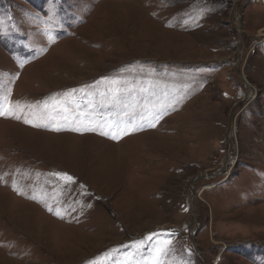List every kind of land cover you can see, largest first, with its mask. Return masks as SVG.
Here are the masks:
<instances>
[{
    "label": "rangeland",
    "instance_id": "1",
    "mask_svg": "<svg viewBox=\"0 0 264 264\" xmlns=\"http://www.w3.org/2000/svg\"><path fill=\"white\" fill-rule=\"evenodd\" d=\"M0 104V264H264V0H0Z\"/></svg>",
    "mask_w": 264,
    "mask_h": 264
},
{
    "label": "snow or ice",
    "instance_id": "2",
    "mask_svg": "<svg viewBox=\"0 0 264 264\" xmlns=\"http://www.w3.org/2000/svg\"><path fill=\"white\" fill-rule=\"evenodd\" d=\"M161 107H163V105L161 106ZM11 111V109H10V107H5V105H3V104H0V115H5V114H7V112H10ZM17 119H19V117H16ZM25 123H28L29 121L28 120H25L24 121ZM34 126H41V125H34ZM74 130H79V129H74ZM113 139H115L116 138V136L114 135L113 137H112ZM56 175H62L63 176V178L66 180V181H71V177H69V176H67L66 174H56ZM157 254L158 255H162V254H165V252H166V248L165 247H160V248H158L157 250Z\"/></svg>",
    "mask_w": 264,
    "mask_h": 264
},
{
    "label": "water",
    "instance_id": "3",
    "mask_svg": "<svg viewBox=\"0 0 264 264\" xmlns=\"http://www.w3.org/2000/svg\"><path fill=\"white\" fill-rule=\"evenodd\" d=\"M243 82H244V84L249 85V84L245 81V79H243ZM233 128H234V121H233V118H232L230 132L233 130ZM230 132H229V137H230ZM211 175H212V174H211ZM207 176H208V175H207ZM202 177H206V175H202Z\"/></svg>",
    "mask_w": 264,
    "mask_h": 264
}]
</instances>
